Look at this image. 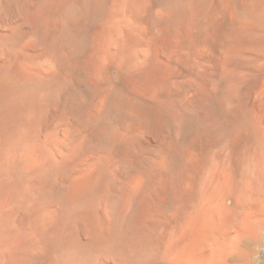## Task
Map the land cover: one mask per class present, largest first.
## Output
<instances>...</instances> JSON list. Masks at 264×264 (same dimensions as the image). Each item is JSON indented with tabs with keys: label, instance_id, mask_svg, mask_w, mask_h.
<instances>
[{
	"label": "bare ground",
	"instance_id": "1",
	"mask_svg": "<svg viewBox=\"0 0 264 264\" xmlns=\"http://www.w3.org/2000/svg\"><path fill=\"white\" fill-rule=\"evenodd\" d=\"M0 264H264V0H0Z\"/></svg>",
	"mask_w": 264,
	"mask_h": 264
}]
</instances>
